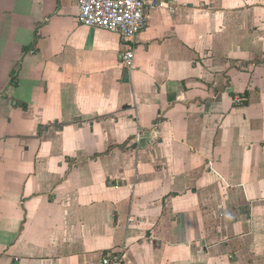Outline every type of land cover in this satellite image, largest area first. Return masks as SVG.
Returning <instances> with one entry per match:
<instances>
[{"label":"crops","instance_id":"0c3cea01","mask_svg":"<svg viewBox=\"0 0 264 264\" xmlns=\"http://www.w3.org/2000/svg\"><path fill=\"white\" fill-rule=\"evenodd\" d=\"M169 4L128 70L76 0H0V264H264V0Z\"/></svg>","mask_w":264,"mask_h":264},{"label":"built area","instance_id":"2783aa9c","mask_svg":"<svg viewBox=\"0 0 264 264\" xmlns=\"http://www.w3.org/2000/svg\"><path fill=\"white\" fill-rule=\"evenodd\" d=\"M173 0H76L79 24L120 35L127 50L122 65L135 68V43L148 25V10L158 5H170ZM121 259L106 254L103 264H119Z\"/></svg>","mask_w":264,"mask_h":264}]
</instances>
